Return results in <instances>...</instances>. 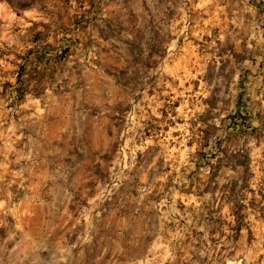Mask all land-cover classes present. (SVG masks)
Here are the masks:
<instances>
[{"label": "rangeland", "instance_id": "374dc122", "mask_svg": "<svg viewBox=\"0 0 264 264\" xmlns=\"http://www.w3.org/2000/svg\"><path fill=\"white\" fill-rule=\"evenodd\" d=\"M12 1L0 264H264V0Z\"/></svg>", "mask_w": 264, "mask_h": 264}, {"label": "crops", "instance_id": "0c3cea01", "mask_svg": "<svg viewBox=\"0 0 264 264\" xmlns=\"http://www.w3.org/2000/svg\"><path fill=\"white\" fill-rule=\"evenodd\" d=\"M7 70L9 71L6 72ZM18 74L16 66L9 65L8 68H4V65L0 63V104L4 103L9 106L13 101L17 89Z\"/></svg>", "mask_w": 264, "mask_h": 264}, {"label": "trees", "instance_id": "16d2710c", "mask_svg": "<svg viewBox=\"0 0 264 264\" xmlns=\"http://www.w3.org/2000/svg\"><path fill=\"white\" fill-rule=\"evenodd\" d=\"M13 7H15V5H14V3H13V1L12 0H7ZM33 2H34V0H30L28 3H25V4H21L20 5V7H24V8H31V7H33ZM18 77H19V74H18ZM239 218V217H238ZM240 223L241 222H239L238 221V225L236 226V230L237 231H240Z\"/></svg>", "mask_w": 264, "mask_h": 264}]
</instances>
